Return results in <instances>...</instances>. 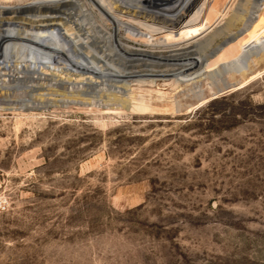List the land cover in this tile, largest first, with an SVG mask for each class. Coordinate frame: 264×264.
Returning a JSON list of instances; mask_svg holds the SVG:
<instances>
[{"label": "rangeland", "instance_id": "rangeland-1", "mask_svg": "<svg viewBox=\"0 0 264 264\" xmlns=\"http://www.w3.org/2000/svg\"><path fill=\"white\" fill-rule=\"evenodd\" d=\"M80 1L108 34L107 0ZM115 1L118 37L131 49L167 55L211 27L190 47L204 61L254 3ZM256 67L244 81L226 74L241 84L221 94L217 77L199 81L203 98L193 85H131L153 110L62 104L59 87L42 89L52 93L46 108L0 109V264H264L263 58Z\"/></svg>", "mask_w": 264, "mask_h": 264}, {"label": "bare ground", "instance_id": "bare-ground-1", "mask_svg": "<svg viewBox=\"0 0 264 264\" xmlns=\"http://www.w3.org/2000/svg\"><path fill=\"white\" fill-rule=\"evenodd\" d=\"M179 1L144 0L153 8H170ZM107 2L113 26L108 34L89 24L81 12L80 0H32L16 6L0 5V109L46 108L53 103L49 96L52 93L42 89L59 87L65 91L62 104L153 110L159 107L152 97L134 94L131 85L135 82L142 85L172 82L175 88L193 85L189 89L203 98L201 80L217 77L209 85L219 91L226 84L235 87L241 84V81L227 82L226 74L239 75L244 81L246 74L253 72L254 77L260 73L256 66L264 59V21L261 18L264 0L252 3L257 9L253 12L251 6L245 24L251 14L257 16L245 33L234 43L222 47L211 61H204L190 48L209 33L211 27L178 41L180 45L168 49L167 55L131 49L118 37L116 1ZM241 15L235 16L237 21ZM141 71L145 72L139 74ZM218 81L222 82V87L217 85ZM102 92L118 93L120 97L113 101L110 96L104 101ZM157 93L154 100L164 104L167 94Z\"/></svg>", "mask_w": 264, "mask_h": 264}, {"label": "water", "instance_id": "water-1", "mask_svg": "<svg viewBox=\"0 0 264 264\" xmlns=\"http://www.w3.org/2000/svg\"><path fill=\"white\" fill-rule=\"evenodd\" d=\"M260 1L261 0H254V3H259ZM252 7H253V12H254V10H256L257 7H256L255 4ZM256 16L257 15L255 13L251 14L250 17H249L248 24L245 25V26H243L242 28H240L236 34H233V35L229 36L226 40L222 41L217 46V48L211 53V56L212 57L215 56L221 50L222 47H224V46H226V45L234 42L238 37H240L241 35H243L245 33L246 29L250 26L251 21H253L256 18ZM234 87H235V85L233 86L231 84H226L224 86V88H222L221 90H219L217 92V94H221V93H224L226 91H229V90L233 89ZM33 109H43V108L38 107V108H33ZM23 110H26V109H23Z\"/></svg>", "mask_w": 264, "mask_h": 264}, {"label": "built area", "instance_id": "built-area-1", "mask_svg": "<svg viewBox=\"0 0 264 264\" xmlns=\"http://www.w3.org/2000/svg\"><path fill=\"white\" fill-rule=\"evenodd\" d=\"M2 205V204H1ZM2 207H4V205H2Z\"/></svg>", "mask_w": 264, "mask_h": 264}]
</instances>
